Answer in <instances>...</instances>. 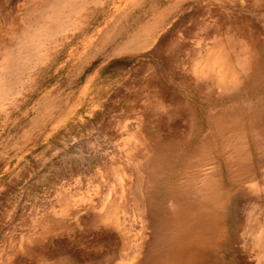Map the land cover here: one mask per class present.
<instances>
[{"label": "rangeland", "instance_id": "obj_1", "mask_svg": "<svg viewBox=\"0 0 264 264\" xmlns=\"http://www.w3.org/2000/svg\"><path fill=\"white\" fill-rule=\"evenodd\" d=\"M161 263L264 264V0H0V264Z\"/></svg>", "mask_w": 264, "mask_h": 264}, {"label": "bare ground", "instance_id": "obj_2", "mask_svg": "<svg viewBox=\"0 0 264 264\" xmlns=\"http://www.w3.org/2000/svg\"><path fill=\"white\" fill-rule=\"evenodd\" d=\"M229 65L230 64L227 62V60H226V58L224 56L215 55V56L211 57L210 60L207 57L205 59V61H203V63L199 65V72H201V74H203V75H206V74H208V72H206V71H209L210 70V72H212L213 74H215L216 77H217V79L219 80V82L222 83L224 86L234 85L235 83L237 84V82H236V78L237 77L235 76V74H233V72H231L232 69L229 67ZM204 72H206V73H204ZM204 178L206 179L207 177H204ZM204 187H205V185H204ZM170 259L173 260L172 258H170ZM168 260H169V258H168ZM175 260H173L174 263H175ZM164 264H166V263H164Z\"/></svg>", "mask_w": 264, "mask_h": 264}]
</instances>
